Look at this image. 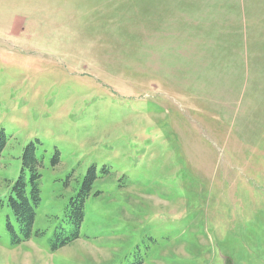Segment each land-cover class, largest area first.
<instances>
[{
	"label": "rangeland",
	"instance_id": "374dc122",
	"mask_svg": "<svg viewBox=\"0 0 264 264\" xmlns=\"http://www.w3.org/2000/svg\"><path fill=\"white\" fill-rule=\"evenodd\" d=\"M0 130V264H264V0H0Z\"/></svg>",
	"mask_w": 264,
	"mask_h": 264
},
{
	"label": "trees",
	"instance_id": "16d2710c",
	"mask_svg": "<svg viewBox=\"0 0 264 264\" xmlns=\"http://www.w3.org/2000/svg\"><path fill=\"white\" fill-rule=\"evenodd\" d=\"M5 144H6L5 133L3 130H0V156L5 147ZM30 148L31 146H29L26 149V155H25L26 159H28V152H30ZM29 159L30 162L32 161L35 162L34 158H32L31 156ZM25 171L26 169L25 167H23L21 169V173L18 180L15 182L13 186V191L15 192V196L10 198V202L14 214L17 216V220L21 223L26 222L25 225L26 229L24 235L27 236L34 221L35 210L40 201V189L37 181H35L36 179L39 178V175L37 174L32 176L31 179H29V182L31 184V189H30V194L32 199V204H31L30 197L28 196V191H27L28 183L26 180ZM96 179L97 176L95 170L91 168L82 183L81 190L74 198L71 199L69 206L66 207L65 217L67 219H71V223H73L76 226V231L71 235L70 240H76L80 238L78 229L82 221L84 220L85 202L89 197V195L91 194L92 184ZM65 244L66 242L62 241V245Z\"/></svg>",
	"mask_w": 264,
	"mask_h": 264
},
{
	"label": "crops",
	"instance_id": "0c3cea01",
	"mask_svg": "<svg viewBox=\"0 0 264 264\" xmlns=\"http://www.w3.org/2000/svg\"><path fill=\"white\" fill-rule=\"evenodd\" d=\"M204 15L205 25L201 27L203 38L200 41V47L211 46L207 41V39H209L210 37H214L217 40V20L221 21V19H217V11H204ZM227 25H229V23H227ZM215 62V64L217 65V52Z\"/></svg>",
	"mask_w": 264,
	"mask_h": 264
}]
</instances>
